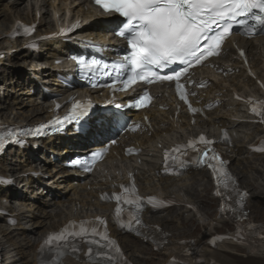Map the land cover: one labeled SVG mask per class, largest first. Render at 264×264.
<instances>
[{
  "label": "bare ground",
  "instance_id": "6f19581e",
  "mask_svg": "<svg viewBox=\"0 0 264 264\" xmlns=\"http://www.w3.org/2000/svg\"><path fill=\"white\" fill-rule=\"evenodd\" d=\"M32 1L33 2H31V0H0V37L5 31L8 32L17 21H21L26 24L38 22L37 33L33 38L56 32L59 30V22H62L58 19V15L62 16L63 21H66L69 17H72V20H85L86 24L92 21L93 24L88 29L101 30L104 26L103 24L107 25L114 23V21L110 19L100 18L96 12H93V9L90 7L88 1H85V4L77 3L76 0ZM88 7L89 12L87 13L86 8ZM49 13H51L52 16H48ZM38 15L40 16L39 19ZM98 30L95 32H99ZM92 34L94 35L84 36L77 34L75 38L77 40H81L83 38L92 37L94 40L102 43H109V41L112 40L110 36L103 37L99 35V33ZM108 38H110V40H107ZM239 43L248 50L249 56L253 60L252 65L254 70L258 74L259 78L264 81V39ZM16 44L17 41L5 38L3 41H0V51H7L9 53L11 49L23 45V43H21V45ZM66 47H68V45L61 42L46 43L45 41L40 44L39 52L41 53L29 54L24 51L13 56L15 61L20 60L23 61L24 64L31 63V68L27 70L31 73V75L25 77V79L19 81L16 80V82L12 81V79L10 82H7V84H16V87L18 88L22 84L26 85L24 90L20 92L18 90H13L15 88L6 89L0 85V91H2L0 92V110L4 108L7 111L4 114H12V118L7 124L13 125L14 122H16L15 120H18V124H36L47 119L45 118V115L49 114H47L46 108L42 107L41 104H37L34 100L37 94L38 95L36 97L39 96L42 99H46V96L42 95L40 91H37L35 95L32 93L29 94L28 91L29 89H34L37 84H41L46 88H50L52 92L62 93V91L57 88L56 83H54V75L55 73L63 74L66 65L63 62L60 65H54L53 61L62 60L64 58L67 50ZM225 48L230 49V53L228 54V57L231 58L230 62L226 63L220 59L216 61L215 64L219 66V70H223V73H227L228 68L232 67L236 69L238 74L232 77V82L225 80L222 75H216L211 72L205 74L211 79L215 87L212 88L211 91L206 92L207 97L210 99L219 98L222 103V107L214 113L210 121L206 125L199 127L200 129L198 128L195 130L190 126L189 122L185 120L184 126L180 129H176L177 124L171 120V115L173 114L161 112L156 109L151 110L149 115L153 118L154 132L151 130L143 136L135 135V137L132 138L134 142L140 144L144 153L143 156L140 157L141 166L137 167L135 165V159H123L120 152L115 150L117 156H109L108 159L105 160V165L103 166L104 169H106L110 174H113L115 171L120 172L124 169L121 167L120 163L131 162V164H129L130 167L137 169L138 174L136 178L140 189L144 195H147L149 188L146 184L149 185L150 181L155 178L154 170L157 167L158 153L160 152L158 145H162L165 148L172 142L181 140L187 134H191L190 136H198L202 131L208 134H214L216 130L220 131L217 129L220 127L230 130L231 134L234 136L235 144L237 143V137L244 138L245 136H248V132L250 131H255L254 133L256 134L262 133L260 128L247 122L249 119L246 115L247 110H245L244 104L236 100L235 96L238 94L241 97L249 98L253 95H263V93L258 87L257 82L250 78L245 70L242 69L241 63L237 60V53L231 50L229 44H226ZM12 66L11 57L7 59V63L0 62V81L4 79V76L8 73L7 69ZM12 70H14V67ZM229 82L232 84H229ZM92 97L95 99L93 95ZM23 107L26 108L22 109ZM91 128L93 132L95 131L99 134L101 133L100 125L98 127L92 126ZM150 134L152 135V138L149 137ZM88 137L89 136L86 135L85 138ZM133 141H129L128 145H133ZM37 147L38 150L33 152V154L20 153L16 156V160L13 157L10 161L17 163V169H24L29 164L32 167L37 166L38 169H27L25 171H28L29 175L25 177H16V180L20 182L21 194L19 199L11 203L12 206L13 204L15 205V208L6 209V205L0 204V208L8 210L11 214L13 213V216L17 220L25 216L28 218L26 222L30 223L29 225H23L16 228H8L4 225L0 226V247L2 248L3 264H37L34 246L39 237H42L48 231L56 230L59 226H61V224H64V222L67 221V218H70V216L73 215L74 211H76V214L80 212L81 214L87 215L93 212V210H108L107 206H99L96 201L92 200L95 198L97 189H101L102 185L105 183L98 181L92 182V180H89V182L81 185H73L69 180H66L68 174L62 170L60 163L66 159L65 155L73 154L74 150L68 151V148L67 146H64L63 141H55L54 139L40 143ZM8 153H10V151ZM49 153L50 156L56 155V161H49ZM243 153L247 155L250 154L248 147L235 146L236 156L234 155V160L239 164V166H241L244 162L236 159V157ZM30 155H34L37 161H34ZM2 161L3 159L0 160V165ZM49 165H52L51 169H49ZM244 168L246 170H257V168L246 164L244 165ZM0 169L4 172L8 171L6 166H0ZM33 173H39L46 179L43 180L41 177L35 181L32 177ZM201 174L204 175L205 178H208L209 184L213 186V182L210 177L203 173ZM70 176L71 174L69 173V177ZM96 179H98V177L93 178V180ZM144 179L145 182L141 184ZM163 183L166 184V181ZM36 185H40L36 188L38 191L34 190V193L29 192L31 191V188H34ZM257 185L255 186L256 191L251 195L249 204L253 201V199H255L258 205L263 207L259 210L263 217L264 200H257L255 197L259 194L264 196V189ZM86 186H89L88 192L85 191ZM163 187L165 192L161 195L163 197H173V199L182 207L180 208L182 209V213L190 214V206L202 209L203 206L207 205L206 201L203 199L201 191L203 189V191L207 192L209 187L208 185L203 184L202 180L197 177L192 178V184L189 187L186 185L182 187L179 186L180 189L178 190H167L166 186ZM55 191L61 193L63 196H67L70 192L67 204L63 201L54 202L58 199L57 197H61L59 196L60 194ZM77 206H79V208H77ZM55 209L58 211L55 212ZM24 212H26V214H23ZM1 217L2 216H0V218ZM47 218H51L48 221L47 228L43 231L38 230L36 227L43 225V221ZM187 218H189V215ZM32 220L37 221L32 222ZM159 221L163 222L166 221V219L160 218ZM198 221L201 226L206 227L204 232L205 236H210L220 225H230L232 223L231 220L221 221L217 218V216L210 220L202 215L198 218ZM148 222L156 224L157 220L155 218H150ZM246 224L247 225L244 227V230L254 237V239L250 241L249 246L242 248L247 249L249 256L264 259V240L261 241L259 239L261 236H264V225H259L254 218L251 219L249 223L246 222ZM11 237H15L16 240H10ZM127 238L128 237H123L120 239ZM185 245H180L169 239V242L164 249V255H167L169 258H180L184 261L183 264H196L199 259H208L209 263L215 262V264H218L216 252L205 248L196 249L197 246L193 247L191 243H189V249H187L185 248ZM228 246L238 245L232 241L227 242L221 246V251L232 253L227 250ZM26 247L32 248V250L30 252L22 253L21 256L24 257L23 259L8 262L9 256ZM132 256H134V254H132ZM221 258H225V256L222 255ZM65 264L82 263L67 260Z\"/></svg>",
  "mask_w": 264,
  "mask_h": 264
},
{
  "label": "snow or ice",
  "instance_id": "6c2138e0",
  "mask_svg": "<svg viewBox=\"0 0 264 264\" xmlns=\"http://www.w3.org/2000/svg\"><path fill=\"white\" fill-rule=\"evenodd\" d=\"M94 2L105 13H115L124 18L114 34L124 38L131 51L123 57L124 63H113L112 65L118 79L122 72L126 73L121 80L123 84L121 90H126L137 81L149 84L157 81H175L176 91L185 103L188 101L184 91L185 85L180 82L181 76L186 74L190 67L201 64L208 57L219 55L223 42L233 34L232 22L243 18L240 20V24L245 28V34L250 37L264 34V0H94ZM249 21L254 23L250 24ZM25 31L30 32L31 30L25 29ZM241 55L244 53L241 52ZM78 63L85 64L80 60ZM98 63L93 60L86 66L92 68ZM173 65L177 67L173 68ZM103 67L107 69L108 65L104 64ZM163 69H170L171 74H160ZM150 99L145 93L135 99L134 106L144 107L150 102ZM116 106L121 107V105ZM189 110L197 111L192 109L191 105H189ZM252 111L256 115L264 116V113L257 112L255 108ZM86 115L87 106L77 103L73 105V111L62 119L57 117L51 122V125H41L34 132L29 130V134L39 135L43 134L42 129L49 126L62 127L65 122H79ZM12 135L11 132L7 133L8 137ZM225 138H227L226 133ZM199 141L206 146L213 143L203 136L199 138ZM17 142L22 143L19 140ZM5 143L6 137L0 135V149L5 146ZM194 143L190 142L189 147H193ZM255 150L264 151V147ZM173 151H179V149ZM209 152H212L211 148L201 154L198 163H207L218 179L225 177L230 179L229 174L225 171L224 162L214 152L209 156ZM101 155L100 152L93 153V159L99 158ZM205 157L208 159L205 160ZM167 158L168 154H166ZM212 160H215L216 163L212 164ZM86 163L87 161H85ZM74 164L79 165L81 161H74ZM135 192L134 186L125 188L123 195H116L114 198L117 202L123 200L125 204L135 205L139 211L140 198L135 195ZM104 198L102 197V199ZM148 203L155 207L157 201L155 198H149ZM221 211H224L223 207ZM120 214L121 208L118 206L115 216L119 226L126 227L129 231H137L133 227V221L136 225L141 224L138 215L132 214L128 222L123 223L120 220ZM98 222L102 225L105 224L103 220ZM77 227L78 230H75ZM89 235L93 238L99 235L100 240L106 241V245H101V247H108L111 251L122 256L118 245L107 237L106 232L98 233L97 228L91 225V222H82L79 226L70 224L58 234H50L43 242L41 251L56 250L57 261H52L51 264H58L59 258L65 254L63 249L71 247L73 253L79 251L73 246L70 238H80L93 244L97 243L95 239L87 240ZM86 255L91 259L93 250L89 248ZM107 259L111 261L112 256L109 254ZM173 264L176 262L174 261Z\"/></svg>",
  "mask_w": 264,
  "mask_h": 264
},
{
  "label": "rangeland",
  "instance_id": "374dc122",
  "mask_svg": "<svg viewBox=\"0 0 264 264\" xmlns=\"http://www.w3.org/2000/svg\"><path fill=\"white\" fill-rule=\"evenodd\" d=\"M48 16H52V14L49 13ZM6 21H4V22H6ZM5 32H4V34H5ZM11 62L13 64V66L7 69L8 73L4 76V79H2L0 81V85H2V87L6 88V89L15 88L13 90H18L20 92V90H23V88L25 86H21L18 88V87H16V84H7V82H10L11 79L14 82H16V80L19 81L21 78L24 79L23 74L25 72L24 70H26L27 67L24 65L23 61H20V60L15 61L14 58H12ZM4 63H7V62H4ZM13 67H14V70H12ZM0 92H2V91H0ZM8 94H11V93H8ZM26 107H28V106H26ZM26 107H23L22 109H25ZM0 111H1L0 112V119H2L5 122H9L12 118V114L11 113H9L8 115L4 114L5 112H7L4 108ZM15 121L18 122V120H15ZM49 156H50V153H49ZM13 157L16 160L15 154H13V155L10 154V155L6 156L0 165V166H6L7 167L8 171L5 173L8 175H14L16 173L19 174L20 172H23L21 169H17V163L16 162H10ZM34 161H37V159H35ZM49 167L51 168L50 165H49ZM27 168H30V166ZM0 173H2L1 170H0ZM9 177H12V176H9ZM197 177L202 180L203 184H206L209 187V190L207 192L204 191V194H203V197H204L203 199L207 203L204 211L206 213L205 215L207 217H209V219H212L213 217H215L217 215L218 204L216 201H214L211 198L212 189H211V186L209 184V179L205 178L204 175H200V174ZM242 181H243L244 188L248 189L251 192V194L256 191V189L253 187L254 183L250 182L249 179H245L243 177ZM187 183H189V181ZM257 186L262 187L264 189V181H259V184ZM3 196H4V194L0 191V197H3ZM255 198H257V200H264V196L262 194H259ZM248 207L251 210L252 219L254 218L259 225H264V215L262 217L261 213L259 212L260 208H263V207L259 206L255 199H253V201L248 205ZM175 214H176V211L167 214L166 218L168 221L166 223L162 224V227L164 228V230H166L168 233L171 234V236H172L171 239L174 242L184 240V239H190V240L198 239L200 235L202 237V234L204 231L202 230V233H200V235L198 233H196L195 232V228H196L195 222H193L189 225H185L183 223H175V221H176ZM2 225H3V222H2V220H0V226H2ZM43 229H45V228H43V227L40 228V230H43ZM233 230H234V227L230 226L229 232L232 233ZM224 233H228V232L225 230ZM194 241L196 242V240H194ZM207 244H208V237L207 238L205 237V238H203L201 248H206ZM139 249L142 250L145 261L142 259H139L137 264H163L165 262L164 255H162V254L158 255L155 252H152L149 247L139 246ZM230 251L234 252V253H237V252L241 253V251H246V250L243 248H239V247H230ZM246 253H247V251H246ZM246 253H243L246 256L245 259L243 258V259H237V260H230V256H234V257L238 256V255L230 254L228 256V259L225 260L223 264H264V259L252 257V256H249L248 253L247 254ZM12 257H13V255L8 257V259H13ZM218 257L220 258V256H218ZM247 257H250V258H247ZM254 258H256V259H254Z\"/></svg>",
  "mask_w": 264,
  "mask_h": 264
}]
</instances>
